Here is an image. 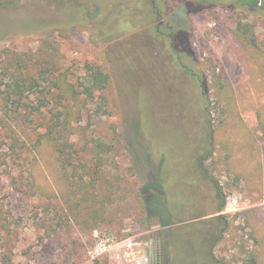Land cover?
Masks as SVG:
<instances>
[{"label": "rangeland", "instance_id": "1", "mask_svg": "<svg viewBox=\"0 0 264 264\" xmlns=\"http://www.w3.org/2000/svg\"><path fill=\"white\" fill-rule=\"evenodd\" d=\"M235 1L0 0V264H264V0ZM86 64L109 75L107 106L62 101L81 111L68 181L40 138L64 112L40 75L78 86ZM16 79L40 87L7 104ZM154 183L165 201L145 207Z\"/></svg>", "mask_w": 264, "mask_h": 264}, {"label": "trees", "instance_id": "2", "mask_svg": "<svg viewBox=\"0 0 264 264\" xmlns=\"http://www.w3.org/2000/svg\"><path fill=\"white\" fill-rule=\"evenodd\" d=\"M238 5L241 7H248L250 9H255L260 4L259 0H236L235 1ZM2 5V4H1ZM264 7V4H263ZM236 33H238V36L245 42V45L250 48H255L257 46V39L252 33L251 29L243 24L242 22H237L236 24ZM186 41V40H185ZM189 53V51H188ZM187 53V54H188ZM85 76L83 77L82 83H80L78 86H75L73 84H70L67 88H63L59 82L55 80H48L46 78V72H42L40 75V80L42 82H46L48 85L49 90L47 92H50V90L53 89L56 90L57 94L54 95V99L56 101V107H62L64 109V112H50V121H52L51 127L48 126L47 133L43 134V136H40V138H44L46 142L49 144H53V146L56 149L57 157L60 159V164L62 163V168L64 169V175L67 178V171L68 169L75 168V162L72 158V152L71 150L75 146V143L70 140V137L73 135L71 134L72 129V123L73 122H80L81 120V111L80 109H76L75 105L73 108H69L66 105L62 104V101L66 99V94H70L71 100L74 102H77L79 98L83 95L86 99H90L91 101L97 102V110L103 111L106 109V98L104 96V92L110 85V78L109 75L99 66L92 65V64H86L85 68ZM27 82L23 79H16L12 81L10 84H7L5 86V91L8 96H6V103L8 104H14L15 102L9 101L8 99L12 95H20L22 97L24 93V89H26L28 85V89L31 91L32 89H39L40 84L38 80H33L30 83L26 84ZM202 88H203V100H204V112L206 115H209V107H208V101H207V90L205 83L202 81ZM1 87V84H0ZM41 92V91H40ZM39 92V93H40ZM43 92V91H42ZM209 123V122H208ZM75 133V130H73ZM203 149L205 151L204 155L199 157L195 156V159L197 160L200 167H202V164L209 161L213 154L214 149L213 148V139H212V132L211 130L209 133H207L203 137ZM105 147V144L100 142L98 144L99 149H103ZM109 149L107 151H112V146H107ZM105 152V151H104ZM100 152L93 158L95 165H93L95 168L93 169L92 174H97L98 170L100 169V164L102 163V158L100 156ZM201 161V162H200ZM203 168V167H202ZM85 169V167H84ZM77 171L74 169L72 171V174H69L68 177L70 180H75L77 176ZM205 177L208 176L205 172L203 173ZM67 178V180L69 181ZM80 179V177H79ZM211 179V178H210ZM83 181V179L81 178ZM94 179H92L93 181ZM213 184V182H212ZM214 187L216 186L215 183L213 184ZM74 189L75 185L73 184ZM164 185H161L160 183H154L149 184L146 187L142 188L140 190V197L142 201L144 202V205L146 207L147 204L155 203V201L160 202L161 199H163V202L165 201V192L163 190ZM218 194H222V191L219 190L217 187H215ZM81 190V189H80ZM80 190H75L77 193L80 192ZM161 198V199H160ZM69 201L72 203H78L76 200V197H72ZM159 206V204L157 205ZM163 207V205H162ZM148 208V207H147ZM146 208V210H147ZM223 206L219 208V212L223 210ZM158 218L161 221V224H169L171 214H169L168 210L164 208L162 212L158 211ZM165 262L158 261L157 264H164ZM247 264H257V261L255 259V256L250 254L247 259Z\"/></svg>", "mask_w": 264, "mask_h": 264}, {"label": "flooded vegetation", "instance_id": "3", "mask_svg": "<svg viewBox=\"0 0 264 264\" xmlns=\"http://www.w3.org/2000/svg\"><path fill=\"white\" fill-rule=\"evenodd\" d=\"M161 23H162V22H160V24H159V28H160V26L162 25ZM170 38H171V36H170Z\"/></svg>", "mask_w": 264, "mask_h": 264}]
</instances>
